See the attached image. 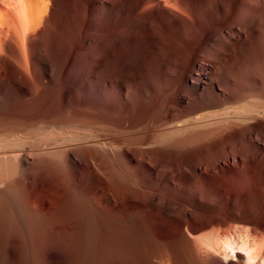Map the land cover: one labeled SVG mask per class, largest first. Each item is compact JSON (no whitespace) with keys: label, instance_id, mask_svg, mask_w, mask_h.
<instances>
[{"label":"bare ground","instance_id":"bare-ground-1","mask_svg":"<svg viewBox=\"0 0 264 264\" xmlns=\"http://www.w3.org/2000/svg\"><path fill=\"white\" fill-rule=\"evenodd\" d=\"M153 1L0 0V129L38 135L0 143V264H264V0ZM195 147L199 174L174 157Z\"/></svg>","mask_w":264,"mask_h":264},{"label":"rangeland","instance_id":"rangeland-1","mask_svg":"<svg viewBox=\"0 0 264 264\" xmlns=\"http://www.w3.org/2000/svg\"><path fill=\"white\" fill-rule=\"evenodd\" d=\"M164 1L165 0H154L152 2L153 4L151 3L150 8H149V6H148V8H146V7H140V8H137L136 11H137V13L142 14V15L150 14L153 10H156V9H161V10H164V11L167 10L169 12H174L169 7L165 6V2ZM221 31H220V34L222 35L221 37L223 38V36H224L225 40H227V41L230 40V37H232V36L234 37V35L236 36V33H237V31L235 29H233V28L232 29H224V30L221 29ZM199 55H200V53H198V56ZM196 58H197V56H196ZM196 58H194L195 59L194 60V63H193L194 66L190 69L189 75H191L192 77H195L196 78V76H198V75L201 76V74H202V77H204V74H206V79L208 80V83H210L211 81H215L217 79L216 74L220 70V67H215V65L214 64H211L212 62L211 61L209 62L208 59H202V58H200V56L197 59ZM198 66H201V67L203 66V69H204L203 72L204 73H201L199 71V69H198L199 67ZM188 78L189 79H187V80L190 81L189 84H191V82L192 83L196 82L194 78H190V77H188ZM208 83H207V85H208ZM205 91H207V90H204L203 92H205ZM192 92H193V90L191 88H189L187 90V93L192 94ZM198 92L200 93L199 90H198ZM112 94H113V92H111L109 94V98H110L109 99V104L110 105H112V104L118 105L117 102H116V100L113 98V95ZM185 97H186V95L184 96V93H179L176 96L175 102L171 103L166 108H162L161 111H160V113L157 115L158 123H159L158 125L159 126L158 127L151 128V130L148 131V133L149 134H152V133H156V134L164 133L165 132V129L168 126H170L172 123H174V122L175 123H179L180 121L186 120L188 118V116H187L186 113L183 112V109L186 106L185 103L183 102V101L186 100ZM244 103H245V101L244 102L242 101V103H238V104L226 103L218 111H219V113H221V112L223 113V111H224V113H228V112L233 111L234 107L239 106V105L244 104ZM226 106H227V108H226ZM230 106H232V107H230ZM223 108H224V110H223ZM230 109H231V111H230ZM208 111H211V110H204L202 112H199L198 114L201 115L203 113H208ZM211 112H213V111H211ZM198 114H196V115H198ZM185 117H187V118L185 119ZM218 118H222V117L221 116H218ZM171 119H175V121L167 124V122L170 121ZM256 125L259 126V127H264V120H258V122H256ZM68 131L71 132L73 136H75V135H79L80 136V135H83V134H87V132H88L87 129L82 128V127H79V126L71 127ZM34 132L31 133V134H29V133H26V132L23 131V134H22V131L16 132V131H11V130H7V129H4L3 130V128H2V129H0V143H3L4 141H6L8 139L11 140L12 138L15 137V135L17 137H20V136L21 137L28 136L30 140H34L35 138L38 137L37 132L35 130H34ZM14 133H16V134H14ZM69 135H71V134H69ZM103 136L104 137H102L101 140L103 141L102 143H105L106 141H108L109 139H111L113 137L114 138H117V137L118 138H122V136H129V135H119L118 133L117 134H114L113 132H104L103 133ZM256 144L260 148H264V140L263 139L257 138ZM128 149L130 150V153H132V155L137 156L138 159L141 160L142 164H143V162H145V163L149 164V166H154V164H155V163L152 162L153 160L151 159L155 155V153L157 154V152L159 151L158 154H160L162 152L165 155V152L164 151H161V149H157L155 147H153L151 149H148V148H144V149H140L139 148L138 149L137 147H133V148L131 147V148H128ZM76 150L77 151H80L81 149H75L74 148L73 152L74 151L76 152ZM147 150H148V152H147ZM152 150L154 151V154L151 153V152H153ZM198 151H199L198 147H195V148H192L191 149V152H186V153H183L182 155H174V157L177 156L176 157L177 159H181L183 161L182 167L184 166L185 167V168L183 167L184 169H188L189 168V169H192V171L194 173H198L199 174V173L204 172L206 169L204 168L205 167L204 165L198 164L194 160L195 159L194 157L192 158V155L195 152L198 153ZM148 153H149V156L147 155ZM152 154H153V156H152ZM145 155H147V156H145ZM178 156H180V157H178ZM185 157H189V159H187ZM226 157H224L225 159L223 158V159H221V161H219L217 163V166L218 167H220V168H231L234 165H237L238 164L237 161L234 160V158H231V157L226 158ZM196 158H197L196 160H200L199 156L196 157ZM173 165L174 164H170L169 165L170 169H173L172 168ZM25 180H26V178H25ZM17 185H18L17 186L18 188H20L21 190L23 189L21 192H24V190H25V188H24V181L19 182ZM23 198H24V196H23ZM181 216L183 218H185V219H190L191 217H194L192 208L189 207L188 205H185L183 207V209H182ZM149 237H151V239ZM149 237H148L149 238L148 239V242H149V244L151 246V249L150 250H161L162 247L158 244L157 240L154 237H152V236H149Z\"/></svg>","mask_w":264,"mask_h":264}]
</instances>
